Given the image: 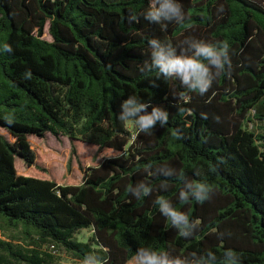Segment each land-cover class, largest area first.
I'll list each match as a JSON object with an SVG mask.
<instances>
[{
    "label": "trees",
    "instance_id": "1",
    "mask_svg": "<svg viewBox=\"0 0 264 264\" xmlns=\"http://www.w3.org/2000/svg\"><path fill=\"white\" fill-rule=\"evenodd\" d=\"M178 2L185 21H162V30L144 19L149 0H0V129L11 137L0 134V264H58L57 249L81 261L101 246L109 264H130L148 246L217 257L231 248L242 264H264V0ZM152 38L177 48L188 38L227 41L231 70L206 94L189 92L175 77L140 71ZM128 95L166 109L168 123L136 135L117 118ZM47 133L83 156L78 178L56 179L31 147ZM149 164L215 192L184 203L182 181L149 175ZM140 181L153 192L137 199L128 189ZM158 196L201 221L192 238L160 214Z\"/></svg>",
    "mask_w": 264,
    "mask_h": 264
},
{
    "label": "clouds",
    "instance_id": "2",
    "mask_svg": "<svg viewBox=\"0 0 264 264\" xmlns=\"http://www.w3.org/2000/svg\"><path fill=\"white\" fill-rule=\"evenodd\" d=\"M223 5L219 11H223ZM149 23L161 24L162 30L166 25L162 21H175L183 23L186 19L181 4L178 0H149V8L143 14ZM130 22L137 20L136 16L129 17ZM151 48V60L145 62L140 71L157 70L165 79L177 78L189 92L206 94L214 80L221 75H228L232 61L229 55V44L220 41L216 44L193 38L185 39L177 48L170 41L164 42L158 38L148 41ZM3 50L12 52L11 45L4 44ZM155 86V83H153ZM149 108L151 111H149ZM185 114H191L188 109H180ZM117 118L122 122H131L135 126L136 135L148 133L159 125L163 128L168 123V112L159 105L145 102L137 95H128L121 101ZM203 118H207L204 116ZM179 136V133H177ZM135 137H133L134 139ZM149 175H159L165 178L176 177L182 181L179 191V200L188 203L195 200L204 203L211 199L215 188L204 181H194L185 176L178 175L176 170L168 165H160L153 171L152 165L146 168ZM199 175V172L196 173ZM163 191H167L168 183L165 181L159 185ZM130 194L137 199L150 196L153 188L145 181H140L129 187ZM159 212L171 221L173 228L177 229L181 238H192L200 226L199 219H191L184 211L178 210L170 199L158 196L155 200ZM224 233L218 234V239H223ZM108 249L101 246L86 255L80 264H109ZM130 264H242L240 255L233 249H225L221 257L211 250L198 254L191 252L188 255H173L166 249L155 247H138L131 257Z\"/></svg>",
    "mask_w": 264,
    "mask_h": 264
},
{
    "label": "rangeland",
    "instance_id": "3",
    "mask_svg": "<svg viewBox=\"0 0 264 264\" xmlns=\"http://www.w3.org/2000/svg\"><path fill=\"white\" fill-rule=\"evenodd\" d=\"M44 37L46 39H51L50 35L47 32V26L45 27ZM128 127L135 131V126L131 122H126ZM0 134L4 136L7 140H11V137L8 133L0 129ZM31 147L40 153L47 161V164L50 167L51 173L58 180H61L63 177L69 178H78L80 176V168L78 167L79 157L83 161V156L72 155L71 156V146L72 142L67 136L59 135L55 136L51 133H47L43 138H34L29 139ZM37 154L38 157H41ZM68 159L70 161L68 162ZM68 162V163H67ZM87 160L84 164H88ZM16 168L18 172H24L27 169L26 164L23 161H16ZM13 233V232H12ZM16 232L15 234H17ZM7 235V232H0V238L4 239ZM14 234V233H13ZM90 234V230L83 229L77 234L79 239H87ZM43 250L49 251V247L44 245ZM51 252L57 256L56 260L58 264H80L79 260H76L71 255L67 254L61 249H57L55 252Z\"/></svg>",
    "mask_w": 264,
    "mask_h": 264
}]
</instances>
